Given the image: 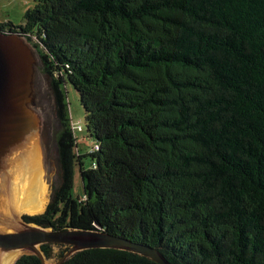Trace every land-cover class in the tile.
Returning <instances> with one entry per match:
<instances>
[{"label":"trees","instance_id":"16d2710c","mask_svg":"<svg viewBox=\"0 0 264 264\" xmlns=\"http://www.w3.org/2000/svg\"><path fill=\"white\" fill-rule=\"evenodd\" d=\"M34 1L22 25L0 22L41 43L59 124L51 200L23 220L100 229L171 264H264V0ZM68 84L94 140L86 154ZM54 246L59 260L70 249L44 244L46 259ZM62 264L158 263L104 248Z\"/></svg>","mask_w":264,"mask_h":264},{"label":"water","instance_id":"95a60500","mask_svg":"<svg viewBox=\"0 0 264 264\" xmlns=\"http://www.w3.org/2000/svg\"><path fill=\"white\" fill-rule=\"evenodd\" d=\"M42 69L38 52L25 38L0 31V264H12L23 251L47 264L44 244L70 246L54 264L83 250L104 248L171 264L150 245L100 229L53 230L22 221V215L43 213L54 189L55 107L50 77Z\"/></svg>","mask_w":264,"mask_h":264},{"label":"rangeland","instance_id":"374dc122","mask_svg":"<svg viewBox=\"0 0 264 264\" xmlns=\"http://www.w3.org/2000/svg\"><path fill=\"white\" fill-rule=\"evenodd\" d=\"M36 5V2L34 0H0V22H12L14 25H22L24 23V15L25 13L32 7ZM18 35V34H15ZM22 36V35H21ZM26 42L29 43L33 50L38 52L40 58H41V49L43 48L41 43L38 42V40H28L26 37ZM39 45L40 47L36 46ZM42 61V59H41ZM42 73L46 74L44 69L41 70ZM50 83L52 86V96H53V102L55 107V96H54V89L52 85V81L50 78ZM67 93V101L70 109V114L72 118V123L74 127L79 128L80 126H83L84 131L80 132L78 131L77 137L79 140V149L82 151L83 154L89 153L92 149V146L94 145V140L87 135L86 132V113L85 109L81 104V97L79 92L70 84L67 85L66 88ZM59 129V124L57 121L56 113H55V122H54V128H53V138H52V157L53 161L56 167V173L53 176V186L55 185L57 178H58V148H57V131ZM86 162L89 163L90 159H86ZM82 188V177L79 168H76V175H75V193L78 194L81 191ZM53 194V192H52ZM52 197V195H51ZM51 200V198H50ZM27 215V214H25ZM24 215L21 216V219ZM23 221V219H22ZM63 250V248H60L58 246H54L53 248V258L46 259L47 264H54L59 260V254ZM29 252L23 251L16 259L15 261L23 254H27ZM15 261L13 263H15ZM12 263V264H13Z\"/></svg>","mask_w":264,"mask_h":264},{"label":"built area","instance_id":"2783aa9c","mask_svg":"<svg viewBox=\"0 0 264 264\" xmlns=\"http://www.w3.org/2000/svg\"><path fill=\"white\" fill-rule=\"evenodd\" d=\"M74 129H75V131H82L83 130V128H82V126H80L79 128H76V127H74ZM98 148V147H97Z\"/></svg>","mask_w":264,"mask_h":264}]
</instances>
